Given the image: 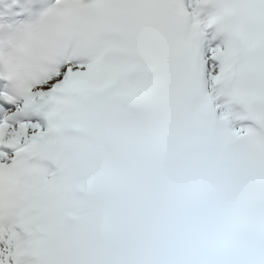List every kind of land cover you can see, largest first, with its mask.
Returning a JSON list of instances; mask_svg holds the SVG:
<instances>
[{
	"label": "snow or ice",
	"instance_id": "6c2138e0",
	"mask_svg": "<svg viewBox=\"0 0 264 264\" xmlns=\"http://www.w3.org/2000/svg\"><path fill=\"white\" fill-rule=\"evenodd\" d=\"M0 264H264V0H0Z\"/></svg>",
	"mask_w": 264,
	"mask_h": 264
}]
</instances>
